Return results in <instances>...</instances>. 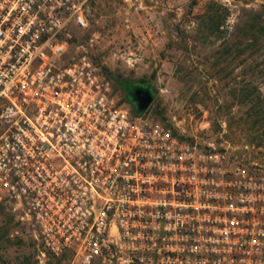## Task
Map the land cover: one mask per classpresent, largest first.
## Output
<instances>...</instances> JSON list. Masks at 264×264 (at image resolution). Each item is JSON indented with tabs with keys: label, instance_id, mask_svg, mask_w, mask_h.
Returning <instances> with one entry per match:
<instances>
[{
	"label": "built area",
	"instance_id": "obj_1",
	"mask_svg": "<svg viewBox=\"0 0 264 264\" xmlns=\"http://www.w3.org/2000/svg\"><path fill=\"white\" fill-rule=\"evenodd\" d=\"M96 1L0 0V199L76 264H264V166L133 112L71 54Z\"/></svg>",
	"mask_w": 264,
	"mask_h": 264
},
{
	"label": "rangeland",
	"instance_id": "obj_2",
	"mask_svg": "<svg viewBox=\"0 0 264 264\" xmlns=\"http://www.w3.org/2000/svg\"><path fill=\"white\" fill-rule=\"evenodd\" d=\"M207 1L97 0L87 26L70 28V52L85 50L102 71L148 81L146 114L188 140L264 166V34L252 21L261 0H214L227 16L218 36L205 38L194 28ZM231 29L240 49L226 54ZM11 206L0 199V264H76L70 253L45 250Z\"/></svg>",
	"mask_w": 264,
	"mask_h": 264
},
{
	"label": "trees",
	"instance_id": "obj_3",
	"mask_svg": "<svg viewBox=\"0 0 264 264\" xmlns=\"http://www.w3.org/2000/svg\"><path fill=\"white\" fill-rule=\"evenodd\" d=\"M259 7L260 8L258 10L252 11L253 20H251L257 24L258 32L264 34V0H261ZM226 12L227 8L224 5L214 0H208L205 3L204 11L196 18L198 19V22L196 24V27L194 28V33L199 32V34L203 35V37L205 38L209 36H218V34L221 32L220 27L223 29V25L227 16ZM226 33V54L234 52L235 49L239 51L240 48L237 47L239 42L235 41V31L231 29ZM254 35L255 34H253L252 36ZM250 45L251 44L247 43L246 48L250 47ZM103 71L105 72V76L111 81L113 87L121 92V98L130 104L131 109L135 113H139V111H136L135 106L129 97L128 91L131 88L142 84L150 90L152 95H154V92L152 91V88L148 81H132L128 78H123L119 75L111 74L110 72H108V70L104 69Z\"/></svg>",
	"mask_w": 264,
	"mask_h": 264
},
{
	"label": "water",
	"instance_id": "obj_4",
	"mask_svg": "<svg viewBox=\"0 0 264 264\" xmlns=\"http://www.w3.org/2000/svg\"><path fill=\"white\" fill-rule=\"evenodd\" d=\"M129 97L136 111H144L150 104L153 95L147 87L136 86L128 91Z\"/></svg>",
	"mask_w": 264,
	"mask_h": 264
},
{
	"label": "flooded vegetation",
	"instance_id": "obj_5",
	"mask_svg": "<svg viewBox=\"0 0 264 264\" xmlns=\"http://www.w3.org/2000/svg\"><path fill=\"white\" fill-rule=\"evenodd\" d=\"M139 86H141V87H145V86H144V85H142V84H141V85H139Z\"/></svg>",
	"mask_w": 264,
	"mask_h": 264
}]
</instances>
